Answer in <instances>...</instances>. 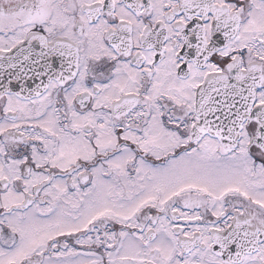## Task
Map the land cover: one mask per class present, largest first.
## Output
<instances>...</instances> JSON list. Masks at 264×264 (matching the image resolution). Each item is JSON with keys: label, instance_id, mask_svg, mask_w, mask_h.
<instances>
[{"label": "snow or ice", "instance_id": "snow-or-ice-1", "mask_svg": "<svg viewBox=\"0 0 264 264\" xmlns=\"http://www.w3.org/2000/svg\"><path fill=\"white\" fill-rule=\"evenodd\" d=\"M0 264H264V0H0Z\"/></svg>", "mask_w": 264, "mask_h": 264}]
</instances>
